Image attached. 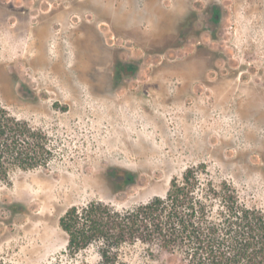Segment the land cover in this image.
I'll list each match as a JSON object with an SVG mask.
<instances>
[{
    "label": "rangeland",
    "instance_id": "1",
    "mask_svg": "<svg viewBox=\"0 0 264 264\" xmlns=\"http://www.w3.org/2000/svg\"><path fill=\"white\" fill-rule=\"evenodd\" d=\"M0 100L54 155L0 181V263L97 264L66 211L146 203L190 168L264 211V0H0ZM120 264L185 263L126 245Z\"/></svg>",
    "mask_w": 264,
    "mask_h": 264
},
{
    "label": "trees",
    "instance_id": "2",
    "mask_svg": "<svg viewBox=\"0 0 264 264\" xmlns=\"http://www.w3.org/2000/svg\"><path fill=\"white\" fill-rule=\"evenodd\" d=\"M49 141L0 100V181L17 170L47 168L54 159ZM60 227L74 255L96 247L97 264H120L126 245L177 253L185 264H264V211L245 204L235 187L204 181L196 168L172 180L165 196L131 208L96 200L73 206Z\"/></svg>",
    "mask_w": 264,
    "mask_h": 264
},
{
    "label": "flooded vegetation",
    "instance_id": "3",
    "mask_svg": "<svg viewBox=\"0 0 264 264\" xmlns=\"http://www.w3.org/2000/svg\"><path fill=\"white\" fill-rule=\"evenodd\" d=\"M216 16H218V12H216Z\"/></svg>",
    "mask_w": 264,
    "mask_h": 264
}]
</instances>
